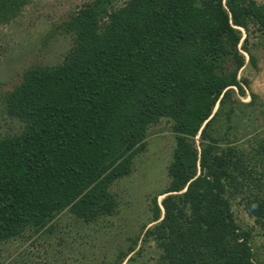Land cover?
Instances as JSON below:
<instances>
[{
	"label": "trees",
	"instance_id": "obj_1",
	"mask_svg": "<svg viewBox=\"0 0 264 264\" xmlns=\"http://www.w3.org/2000/svg\"><path fill=\"white\" fill-rule=\"evenodd\" d=\"M29 1L0 0V25ZM60 28L61 60L26 69L1 98L14 129L0 134V264L12 244L82 238L62 216H112L111 186L160 124L173 148L150 226L99 264H259L263 103L249 72L264 48V0H84Z\"/></svg>",
	"mask_w": 264,
	"mask_h": 264
},
{
	"label": "rangeland",
	"instance_id": "obj_2",
	"mask_svg": "<svg viewBox=\"0 0 264 264\" xmlns=\"http://www.w3.org/2000/svg\"><path fill=\"white\" fill-rule=\"evenodd\" d=\"M83 2L30 0L19 16L0 25V134L14 129L13 121H3L2 95L19 82L21 73L26 69L53 66L61 60L68 49L69 38L61 31L60 25ZM256 55L257 69L249 72L252 79L250 88L263 103L260 107L263 120L258 119L256 124H259L264 138V48L259 49ZM241 100L247 101L248 98ZM148 133L146 151L134 158L132 173L115 182L109 190L117 202L112 216L91 225L62 216L59 223H68L67 233L78 228L82 238L77 236L73 242L57 244L54 236L45 235L43 238L46 241L40 247L29 243L20 247L12 244L2 253V264H16L13 257L22 253L23 249L34 252V257H25L27 260L24 264L108 263L113 260L117 250L125 251L129 239L136 237L143 225L150 226L149 197L166 185V166L173 148L172 134L162 124L152 127ZM254 247L259 264H264V237L259 238Z\"/></svg>",
	"mask_w": 264,
	"mask_h": 264
},
{
	"label": "clouds",
	"instance_id": "obj_3",
	"mask_svg": "<svg viewBox=\"0 0 264 264\" xmlns=\"http://www.w3.org/2000/svg\"><path fill=\"white\" fill-rule=\"evenodd\" d=\"M159 197H160V199H161V195H160ZM159 197H158V201L160 200Z\"/></svg>",
	"mask_w": 264,
	"mask_h": 264
},
{
	"label": "water",
	"instance_id": "obj_4",
	"mask_svg": "<svg viewBox=\"0 0 264 264\" xmlns=\"http://www.w3.org/2000/svg\"><path fill=\"white\" fill-rule=\"evenodd\" d=\"M164 197V195H161V198H163Z\"/></svg>",
	"mask_w": 264,
	"mask_h": 264
}]
</instances>
